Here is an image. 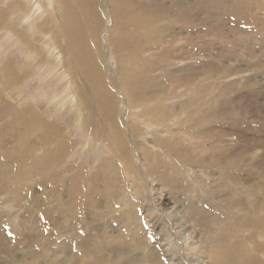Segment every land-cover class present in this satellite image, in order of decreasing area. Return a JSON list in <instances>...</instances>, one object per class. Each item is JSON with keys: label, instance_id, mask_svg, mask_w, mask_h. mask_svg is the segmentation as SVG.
Returning <instances> with one entry per match:
<instances>
[{"label": "rangeland", "instance_id": "1", "mask_svg": "<svg viewBox=\"0 0 264 264\" xmlns=\"http://www.w3.org/2000/svg\"><path fill=\"white\" fill-rule=\"evenodd\" d=\"M0 1V6L3 7L2 10L0 9V63L8 56L5 50L7 48L12 54L15 53L18 56L15 59H19L16 61H19L17 64L20 71L23 68L20 65L26 64L25 66L30 70L37 72L39 70L37 60L27 56L24 45H16L13 41L14 38L20 41L16 33L21 27L18 26L19 20L20 23L26 25L25 28L35 24L34 20L31 23L30 17L22 19L24 14L22 11H16L21 1H26L31 5L33 0ZM45 1L51 14L46 13V20L51 25L55 24V21L60 18L58 14H56L58 18L54 16L56 5L52 3V0ZM119 1L124 8L123 11L119 9L120 12L132 11L131 16L114 15L112 11V15H105V18L100 9L102 7L101 0L99 3L98 0H79L76 6L71 8L74 11L72 16L77 17L78 26L76 32L71 33L73 38L70 37V39L76 52V59L82 65H80L82 74L77 77L82 76L81 78L84 77L91 84H95L91 80L93 78L90 76V72H95L99 76L98 82L96 81L97 85H93L92 94L97 108L100 110V116L97 117L100 128L97 132L89 128V135L91 136L93 133L98 138L99 144L94 143L95 147L90 143H87L86 146L80 145L82 141L78 139L80 135H83L84 138L86 133V110L80 111L70 104H67L68 107L56 109V101L47 98V94L43 93L52 84L55 85L53 90L57 86V91H61L64 82L67 81L65 79L64 82H60L57 77L59 72L66 71L68 65L67 62L64 63L67 61V56L64 55L65 46L61 44L63 49L60 48L62 37L57 32L50 31L59 46L56 52L59 55L62 54V64L57 75L53 72L44 76V69L39 70L40 73L31 78L30 86L23 90H17V86L9 87L6 85V81L0 78L2 84L8 88L5 91L3 88L0 89V104L3 106L0 105V133L2 131L0 134V192H2L0 193V263L12 261V264H44V262L45 264L52 262V264H69L71 262L76 264V261L80 260V263L84 264L85 262L81 261L78 256L82 252V248L75 246V241L73 242L68 234L65 236L68 229H73L71 232H74V239L77 240L80 229L81 233H86L85 237L93 240L90 243L93 247L96 242L98 244L102 242L101 239L106 240V243L110 244L109 252L114 259L120 260L124 257L135 256L133 263L140 264L139 254L151 250V247L154 246L157 247L156 250L160 251V257L153 255L150 262L152 264H171L170 255L162 252L161 241L166 242L165 239L168 237L167 228H164L163 225L166 220L167 226L173 228L172 223L168 222L174 221L168 207L175 205L173 211H178L185 220L187 218L190 220V217L194 219L191 220V223L187 221V224L194 231L195 238L201 240L200 244L205 246L202 251H204L207 264H224L226 256L222 255L221 251H217L220 244L212 242V239L216 232L224 233V228L231 227L232 223L227 217V220H219L216 224L215 216L220 215L222 212L220 209L224 206H226L228 214L231 212L234 214L233 207L238 206L239 215H241L247 199L248 205L251 206L249 202L254 194H249L251 192L248 189L250 184H255L254 193L257 194L254 196H260L264 192V0H243L244 2L241 0ZM73 4L75 5V3ZM62 5L59 3L58 7L60 8ZM110 7L112 10V4ZM94 9L98 10L95 12L98 13V16L100 14V18L96 19L93 14L86 15L87 10L94 11ZM33 11L37 12L35 9ZM15 12L18 13V16ZM12 16H15V22H11ZM48 16L51 18L49 19ZM8 27L16 33L14 38L7 34ZM155 30L159 35L157 38L154 35ZM22 32L24 31H20L18 35ZM32 42L35 41L32 40ZM107 43L112 51V54H109V67L118 69L119 74L124 78L121 84L124 85L123 90L121 92L118 90L122 97L116 90V93L114 90H110V83L108 84L105 79L102 66L105 65L104 46ZM99 56H101L103 65L96 64L92 58L96 59ZM89 60H92L93 65L89 63ZM73 71L76 69L73 68ZM128 73H131V76ZM52 77L54 78L51 79ZM57 82L58 84H56ZM106 87L110 90L107 92L108 94L103 96L96 92L97 89ZM51 94H54V91L51 90ZM26 100L32 101V104H27ZM127 100L129 101L127 102ZM13 103L22 104L21 108L19 107L22 119L16 117L17 109H13ZM34 105L39 108L42 121L49 119L50 124L57 125L58 129H56L61 138L53 136V132L43 135L42 129L39 128L40 124L36 120L32 125H28V122L22 124L23 120L28 121L23 118L38 114L33 109ZM156 105L158 107L160 105V109H156ZM128 106H134L138 114L142 113L139 115L140 119L135 116L131 117L132 125L126 130L122 120L124 117L127 119L128 116L127 114L122 116V113L126 112ZM145 110L149 111L146 115L143 113ZM91 118V121L95 120L94 116ZM141 118L146 119L145 123L144 121L140 122ZM149 120L154 124H148ZM108 128L109 132L112 133L114 130L119 134H116V137L124 139L123 142L127 145L126 149L118 150L116 147V145L120 146L118 139L116 140L118 144L114 145L110 138L111 134L105 136ZM166 128L172 129L170 133L172 137H170L174 138L160 143L169 151L172 150L169 159L162 152L156 153L150 149L155 141H162ZM131 135L139 143L137 149L130 146ZM202 136L205 138L202 139ZM28 139H31L32 142H28ZM68 139L72 141V145ZM66 141L70 146L68 149L63 145V142ZM14 145L16 149H14ZM183 146L188 148V151L194 152L180 154L184 149ZM164 147H162L163 150H165ZM38 148H44L45 156H50L46 166L42 169H39L40 161H36L33 156L35 153L27 154ZM103 151L109 155H104ZM176 151L177 153H174ZM27 155L31 159L27 158ZM106 156L110 159V176L103 175L107 171L106 169H102L104 172L98 171L91 174L90 166L101 165L102 163L97 160L103 162ZM178 159L199 165L194 169L195 174L199 176L197 178L205 179V174L212 175L214 184H209L210 190L208 194L206 193L208 196L203 193V189L206 190L205 187L194 188L193 192H190L188 182L175 172L176 164L174 163ZM60 161L65 164L60 166L58 163ZM141 161L150 177L151 189H147L146 184H143L145 182L140 180L142 178L138 167L141 169L143 165ZM208 164L213 166L212 170L207 168ZM123 169L127 176L124 175ZM127 181H130L131 188L140 191L144 197L142 196L143 198L141 197L140 200L136 199V196L134 198L138 201L133 204V209H135L133 213L137 215L134 223L136 226L130 220L132 224L123 230L114 218L110 217L112 211L110 213L108 211L107 214L105 205L103 206L100 201L95 202L93 197L97 195L98 191L106 192L105 198L117 192L121 194L126 190L130 192V187L126 184ZM206 183L209 182L206 180ZM238 183H241V188ZM236 185L239 187L237 188ZM243 189H248V191H243ZM183 204L187 205L189 216L182 208ZM257 209L258 213L262 214L264 209L256 208L255 210L257 211ZM103 212L106 213L105 218L109 227L101 230L99 235L89 237L88 232H97L91 231L85 226L90 224L93 227L97 221H100ZM60 213H66L69 217H62L63 214L60 216ZM167 213H169L168 216ZM16 220H20V222L17 223ZM65 221L70 225V228L66 227ZM117 221L119 220L117 219ZM180 223L179 220L176 224ZM79 224L81 225L78 229ZM161 228H164L165 231L161 232ZM56 232L62 234H56ZM50 233L52 234L49 235ZM242 234L246 239V232V235L244 232H238V236L233 234L235 243L239 241L236 238ZM118 238L120 239L118 240ZM64 240H69L70 250L75 251L72 253L73 261L64 254L58 255L62 250L59 248ZM254 240L251 244L244 242V245L241 243L242 241H239L240 243L237 245H243L240 247L248 256L247 259L250 257L252 260L251 264H259L258 258L264 259L263 255L261 256V253L264 252V244L259 249L261 240L258 238ZM212 243L216 244L213 259L210 254ZM254 249L260 251L257 252ZM196 252L199 251L190 248L189 251L183 250L180 242L172 255L173 253H177L176 257L180 255L179 260L176 259L178 262L185 257L186 263L182 262V264H189L188 259L196 258V256L192 257V254ZM85 261H87L85 264L93 262L89 258H85Z\"/></svg>", "mask_w": 264, "mask_h": 264}, {"label": "bare ground", "instance_id": "2", "mask_svg": "<svg viewBox=\"0 0 264 264\" xmlns=\"http://www.w3.org/2000/svg\"><path fill=\"white\" fill-rule=\"evenodd\" d=\"M79 0H52V3H54L56 5V13H54V16L57 17L56 14H58V17H60L57 21H55V24H50L48 20H46V13L48 15H51L49 12V9L47 8V3L45 0H33V4L30 5V3L26 2V1H21V3L18 4V7L16 9L17 12L22 11L24 14L22 15V19L24 17H30L31 19V23H33V20L35 21V24H32L31 26H27L25 28V24H22L20 23V20H19V25L18 26H21L18 31H24L22 33L19 34L18 31H16L17 33V36L18 38L20 39L21 41V44H19L20 41L17 40V38H14L15 36V32L11 31L8 27V31H7V34L10 35L11 37H13V41L16 43V45H24L25 46V49H26V53H27V56L29 58H33L35 60H37V64L39 66V70L41 71L42 69H44V76H46L47 73H53L55 72V74L57 75V71L59 70L60 68V65L62 64V57L61 55L58 54V44L56 43L57 41L55 40V37L51 35V32L50 31H55L57 32L61 37H62V41L60 42V46L61 44L64 45V55L67 56V61H64L68 63L67 65V68H66V71H61L59 72V74L57 75V77H59L58 79H60V82H64L65 79H67V81L64 82L63 84V87H62V90H58L60 92L57 91V86L54 88V90L52 89L53 86L55 85H51L49 87V89L46 91H43V93H46L47 95V98H50L51 100L53 101H56L57 105L55 106L56 109H61L62 107H66L67 104H70L71 106H75L77 109H79L80 111H84L86 110V113H87V117H85V126H86V129H85V136L83 138V135H80L78 137V139H81V143L80 145H85L87 143H90L92 144L94 147H95V144H99L98 143V138L95 137V135L92 133L91 136L89 135V128H92L93 130H95L96 132L99 131V124L97 123V120L99 122V119H97L98 116H100V110H98L97 108V104H96V101L95 99L93 98V94H92V91H93V85H97L96 81L97 79H99V76L97 74H95V72H90V76L93 78L91 79L95 84H91L90 81L86 78H79L77 77V75H81L82 74V65L79 64V61L78 59H76V52L75 50L73 49V44H71V39L70 37L73 38L72 36V32H76V27L78 26V21H77V17H74L72 16L73 14V10L71 8L75 7L77 2ZM82 1V0H81ZM103 1H104V4H103ZM237 1V0H236ZM243 0H241L242 2ZM246 1V0H245ZM250 1H253V0H250ZM249 1V2H250ZM1 2V1H0ZM101 6L100 9H101V12L103 13V15L105 16H109L112 15V11L114 13V15H117V14H123V15H128V16H131L132 15V11H128L127 12H120L119 9H121L122 11L124 10V8H122L121 6V2L119 0H101ZM240 2V1H239ZM244 2V1H243ZM59 3H62L63 5L59 8L58 7V4ZM75 3V5L73 4ZM98 3H99V0H98ZM238 3V2H237ZM254 3V2H253ZM112 4V10H111V7L110 5ZM240 4V3H239ZM251 4V3H250ZM262 4V3H261ZM264 4V3H263ZM248 5V4H247ZM93 6V4H92ZM261 6V5H260ZM263 6V5H262ZM33 7V8H32ZM263 8V7H262ZM0 9L2 10L3 7L0 6ZM37 10L36 11H33V10ZM237 9V8H236ZM240 9H241V6H240ZM96 9H94V11H86V15H94V17L97 19L98 17L100 18V14L98 16V13L95 12ZM98 12V10H96ZM239 11V10H238ZM243 11V9H242ZM241 11V12H242ZM16 13V12H15ZM100 13V12H99ZM243 13V12H242ZM245 13V12H244ZM248 13V12H247ZM250 13V11H249ZM246 14V13H245ZM16 15L18 16V13H16ZM76 15V14H75ZM136 15V14H135ZM105 16V18H106ZM15 17V16H14ZM14 17L12 16L10 18L11 22H15L14 21ZM20 17V16H19ZM34 17V18H33ZM49 19L51 18L50 16H48ZM57 17V18H58ZM80 18V17H79ZM135 18V16H134ZM16 20V19H15ZM73 21V22H72ZM72 22V23H71ZM138 22V21H137ZM16 23H17V20H16ZM70 23V24H69ZM13 25V23H12ZM186 25V24H185ZM184 25V26H185ZM15 26V25H14ZM13 28V27H12ZM11 28V29H12ZM73 29V31H72ZM146 30V29H145ZM148 30V29H147ZM158 30V29H157ZM157 30H155L154 32V35H155V38H157V35H158V32ZM134 31V30H133ZM144 31V30H143ZM136 32V31H134ZM152 32V31H151ZM157 32V33H156ZM53 33V32H52ZM148 33V32H147ZM71 34V35H70ZM146 34V33H144ZM150 36V35H149ZM68 37V39H67ZM159 37V35H158ZM147 38V37H145ZM138 39V37H137ZM35 41V42H32ZM75 40V39H74ZM129 40V39H128ZM114 43V42H112ZM10 47V46H9ZM105 65L102 64V59H101V56H99L98 58L96 57H92L94 58L96 64L97 63H100L101 65H103L102 67H104L103 71H104V74H105V79H107L106 81L108 82V84L110 83L109 85V88L110 90H114V92L116 93L117 92H121L123 90V86L124 85H121L123 82H122V76L119 74V70L118 69H115V68H110L109 67V60H110V56L109 54L111 55L112 54V51H111V48H110V45L107 43L105 46ZM62 48V46L60 47ZM63 49V48H62ZM6 52L8 53V56L6 57L5 60H3L1 63H0V78L4 79V81H6V85H8L9 87L11 86H17L16 89L17 90H23V89H26L28 88V86H30V80L31 78L40 73V72H35V71H32L30 70V68L26 67L25 65L26 64H22L20 66H23V68H21L22 70L20 71L19 70V65L17 63H19V61H16V60H19V59H15L16 58V54L13 53L11 51H9L7 48L5 49ZM19 55V53H18ZM82 55V54H80ZM90 55V54H89ZM20 56V55H19ZM26 56V57H27ZM134 56V55H133ZM89 57V56H88ZM18 58V56H17ZM52 59V60H51ZM65 59V58H64ZM82 60V59H81ZM75 61V63H74ZM91 61V62H90ZM82 62V61H81ZM134 62V61H133ZM23 63V62H22ZM89 63L91 65H93L92 63V60H89ZM30 64V62H29ZM147 64V63H146ZM81 65V66H80ZM141 65V64H140ZM62 67V66H61ZM93 67V66H92ZM91 67V68H92ZM73 68L76 69V71H73ZM85 68V67H84ZM30 71V72H29ZM92 71V70H91ZM131 71V70H130ZM120 72H123V71H120ZM72 73H76L75 75H73ZM129 74V73H128ZM131 74V73H130ZM129 74V76H131ZM28 77V78H27ZM101 77V76H100ZM134 77V76H133ZM54 77H52L51 79H53ZM127 78V77H126ZM125 78V79H126ZM101 79V78H100ZM134 79V78H133ZM104 81V80H103ZM124 81V80H123ZM191 81V80H190ZM204 81V80H203ZM98 82V81H97ZM58 84V82L56 83ZM3 88V91L5 90H8V88H6L2 82H1V79H0V89ZM108 87H106L105 89L104 88H100V89H97L96 92L100 94H102L103 96L108 94L107 92H109ZM13 89V88H12ZM11 89V90H12ZM131 89V88H130ZM51 90L54 91V94H51ZM116 90V91H115ZM119 90V91H118ZM198 90V89H197ZM95 92V93H96ZM119 92V94H120ZM124 93H125V90H124ZM5 94V93H4ZM123 94V93H122ZM126 94V93H125ZM121 96V94H120ZM206 96V95H205ZM6 97V96H5ZM122 97V96H121ZM7 98V97H6ZM128 99V98H127ZM191 99V98H190ZM4 100V99H3ZM25 100V99H23ZM100 100V99H99ZM126 100V98H125ZM195 100V99H194ZM27 101V104L31 103L32 101ZM129 100H127L128 102ZM184 101V100H183ZM198 101V100H197ZM11 102V101H10ZM126 102V103H127ZM8 103V102H7ZM12 103V102H11ZM54 103V104H56ZM122 103V101H121ZM32 104V103H31ZM53 104V103H52ZM1 105V104H0ZM4 105V104H3ZM21 105L22 104H17V103H13L12 106L13 109H17V113H16V117H20L21 118V112L19 111V107L21 108ZM103 105V104H102ZM121 105V104H119ZM212 105V104H211ZM2 106V105H1ZM0 106V107H1ZM5 106V105H4ZM53 106V105H52ZM123 106V105H122ZM197 106V105H196ZM199 106V105H198ZM3 107V106H2ZM6 107V106H5ZM68 107V106H67ZM155 107V106H154ZM156 109H158L159 107L156 105ZM72 108V107H71ZM140 108V107H138ZM147 108V107H146ZM145 108V109H146ZM9 109V108H7ZM34 110L37 111L38 114L35 113V115L33 114L32 116L29 115V118H23V119H28V121H25L23 120L22 121V124H26L28 122V125H32L34 123V121L36 120L40 126L39 128L42 129V132H43V135H49V133L53 132V136H56V137H60V134H59V131L57 130L58 127L57 125H53V124H50L48 122V120L44 119L45 121H42L41 120V112H39V108L36 107L34 105ZM126 109V108H125ZM136 108L133 106H128L127 107V110L126 112L124 111L122 113V116H125L127 114L128 118L126 119L125 117L123 118L122 120V124H124L123 126L126 128H129L131 125H132V119L131 117L133 118L134 116L138 119L139 118V115H141V113L138 114L137 110H135ZM160 109V108H159ZM203 109V108H202ZM214 109V108H213ZM6 110V109H5ZM13 110V111H14ZM22 110V109H21ZM109 110V108L107 109V111ZM124 110V108H123ZM149 110V109H148ZM152 110V109H151ZM150 110V111H151ZM201 110V109H200ZM11 111V110H9ZM35 111V112H36ZM102 111V109H101ZM158 111V110H157ZM110 112V111H109ZM149 111L145 110L143 111V113L146 115ZM11 113V112H10ZM163 113V112H162ZM9 114V112H8ZM164 114V113H163ZM3 115V114H2ZM5 115V114H4ZM150 115V114H149ZM162 115V114H161ZM14 116V114H13ZM95 118L94 121H91V117ZM103 116H104V113H103ZM102 116V118H103ZM121 116V117H122ZM158 116V115H157ZM111 117V116H110ZM146 117V116H144ZM147 118V117H146ZM15 119V118H14ZM13 119V120H14ZM22 119V118H21ZM19 120V119H17ZM101 120V119H100ZM203 120V119H202ZM138 121V120H137ZM142 121H146L143 120L141 118L140 122L142 123ZM16 122V121H15ZM102 122H103V119H102ZM110 122V121H109ZM88 123H89V126H88ZM112 123V122H110ZM115 123V122H114ZM118 123V121H117ZM137 123V122H136ZM135 123V124H136ZM157 123V122H156ZM9 124V123H8ZM113 124V123H112ZM148 124H154V122L152 123L150 120L148 122ZM17 125V124H16ZM118 125V124H117ZM9 126V125H8ZM11 126V124H10ZM104 126V125H103ZM107 126V125H106ZM105 126V127H106ZM134 126V125H133ZM155 126V125H154ZM17 127V126H16ZM114 127V125H113ZM120 127V126H119ZM10 128V127H9ZM13 128V127H12ZM15 128V127H14ZM57 128V129H56ZM69 128V127H67ZM111 128H112V125H111ZM104 129V128H103ZM102 129V130H103ZM124 129V128H123ZM13 130V129H12ZM63 130V128H62ZM127 130V129H126ZM68 131V130H67ZM104 131V130H103ZM102 131V132H103ZM107 131V130H106ZM172 129L171 128H166L165 129V134L164 137H162L163 139H161L162 141H158L154 143L153 146H151L152 148H150L151 150H154L156 153L157 152H162V154L166 157V158H171V151H169L168 148L164 147L160 142H163L165 140H172L171 139V133ZM2 133V131H1ZM0 133V134H1ZM100 133V132H99ZM121 133V132H120ZM184 133V132H182ZM103 134V133H102ZM111 134V135H110ZM116 131L113 130V132H109V128H108V132H106V135L105 136H109L110 135V138L111 140L114 142V145L118 144L116 142V140L118 139V142L120 144L119 145H116V147H118V150L120 149L122 151V149H126V146L123 142V140H121L120 138L122 137H116ZM119 135V134H117ZM129 135V134H128ZM4 136V135H3ZM122 136V135H121ZM171 136V137H170ZM17 138V136H15ZM19 137V136H18ZM70 137V136H69ZM170 137V138H169ZM21 138V137H19ZM18 138V139H19ZM165 138V139H164ZM192 138V137H191ZM195 138V137H194ZM205 136H202V139H204ZM77 139V140H78ZM193 139V138H192ZM16 140V139H15ZM14 140V141H15ZM21 140V139H20ZM20 140H18L19 142H21ZM17 141V140H16ZM68 141H70L68 139ZM74 141V140H73ZM28 142H32L31 139H28ZM120 142H123V143H120ZM173 142V141H172ZM175 142V141H174ZM16 143V142H15ZM64 144V148H69L70 146L68 145V142H63ZM71 145H72V141H70ZM79 143V142H78ZM77 143V144H78ZM95 143V144H94ZM129 143H130V146L132 147H138V142L136 141V138L131 135V137L129 138ZM18 144V143H17ZM21 145L22 142L20 143ZM4 145V144H3ZM19 145V144H18ZM63 145L61 144V146L63 147ZM169 145V144H168ZM6 146V145H5ZM28 146V144H27ZM78 146V145H76ZM171 146V145H170ZM182 146V145H181ZM8 147V146H7ZM11 147V146H10ZM16 146L14 145V149ZM83 147V146H82ZM99 147V146H97ZM102 147V146H101ZM111 147V146H110ZM165 150H163V148ZM179 147V146H178ZM203 147V146H202ZM34 148V147H33ZM134 148V149H135ZM170 148V147H169ZM184 148L181 153H191V152H194V151H188V148L186 147H182ZM208 149V147H206ZM4 149V148H3ZM11 149V148H10ZM14 149H12L14 151ZM19 149V147H18ZM24 149V148H23ZM137 149V148H136ZM140 149V148H139ZM179 149V148H178ZM181 149V148H180ZM7 150V149H6ZM40 150V151H39ZM163 150V151H162ZM24 151V150H23ZM26 151V150H25ZM24 151V152H25ZM29 151V150H28ZM135 151V150H134ZM133 151V152H134ZM200 151V150H199ZM208 151V150H207ZM99 152V151H98ZM109 152V151H108ZM139 152V151H138ZM7 153V152H6ZM6 153L5 156H6ZM9 153V152H8ZM21 153V152H20ZM32 153H35L33 154L34 158L36 159V161H40V168L39 169H42L46 166V163L48 162V160L50 159V156H45V150L44 148L40 149L38 148L37 150H35L34 152H31L29 151V153L27 154H32ZM105 154H108V153H105L104 151L102 152ZM101 153V154H102ZM112 153V152H111ZM155 153V154H156ZM169 153V154H168ZM174 153H177L174 152ZM3 154V155H4ZM12 154V153H11ZM16 154V153H14ZM25 154V153H24ZM180 154L178 156H180ZM8 155V154H7ZM20 155V154H18ZM17 155V156H18ZM109 155V154H108ZM15 156V155H13ZM21 156H23L21 154ZM100 156V155H99ZM183 156V155H182ZM11 157V155H10ZM24 157V156H23ZM173 157V156H172ZM18 158V157H17ZM27 158H30L28 157L27 155ZM104 158V157H103ZM15 159V157H14ZM13 159V160H14ZM26 159V158H25ZM31 159V158H30ZM30 159H27V160H30ZM33 159V158H32ZM98 159V158H97ZM143 159V158H142ZM174 159V158H173ZM172 159V160H173ZM20 160V159H19ZM71 160V159H69ZM109 157H105L103 159V162L101 160H97L99 161V163H102L101 165L99 166H95V165H92L90 166V169H89V172L92 174V173H97L98 171H103L104 169H106L103 173V175H107V176H110L111 174V166H110V161H109ZM18 161V160H17ZM35 161V160H34ZM33 161V162H34ZM35 161V163H36ZM95 161V162H97ZM205 161V159H204ZM23 162V161H22ZM28 162V161H27ZM31 162V161H30ZM91 162V161H90ZM142 162V161H141ZM60 164V166H63L65 164V162L63 161H60L58 162ZM143 163V162H142ZM194 163V162H193ZM2 164V163H1ZM25 164V163H24ZM176 164V173L182 178L184 179L186 182H188L189 184V190L190 192H193V189L194 188H198V189H202L203 187L206 188L203 189V193L205 195L208 194V191L210 190V186L209 184H214L213 183V179L211 178L212 175L209 174H205V179H202L201 178H197L199 176H197L195 173V167H199V165H194L192 164L190 161H183V159L181 160H176V162L174 163ZM12 165V164H11ZM37 165V163H36ZM4 166H5V163H4ZM24 166V165H23ZM26 166V165H25ZM29 166V165H27ZM39 166V165H38ZM83 166V165H82ZM22 167V166H21ZM37 167V166H36ZM126 167V166H125ZM16 168V167H15ZM175 168V167H174ZM207 168L208 169H211L213 168V166L211 164H208L207 165ZM232 168V167H231ZM103 169V170H102ZM139 169V174L141 176L143 182V184H146V187L147 189H151L150 187V177L147 175V170L145 168V165L143 163V165L141 166V169L138 167ZM7 170V169H6ZM36 170V169H35ZM59 170L61 171V169L59 168ZM71 170V168H70ZM96 170V172H95ZM199 170V169H198ZM204 170V169H203ZM21 171V169H20ZM28 171V170H27ZM50 171V170H49ZM78 172V171H77ZM123 172H124V175L127 176V173L126 171L123 169ZM137 172V171H136ZM15 173V172H14ZM31 173V172H30ZM82 173V172H81ZM79 173V174H81ZM131 173V172H130ZM216 173V172H215ZM214 173V174H215ZM11 174V173H10ZM13 174V173H12ZM77 174V175H79ZM1 175V174H0ZM4 175V173H3ZM21 175V174H20ZM10 176V175H9ZM56 176V175H55ZM223 176V175H222ZM20 177V176H19ZM124 177V176H123ZM73 178V177H72ZM138 178V177H137ZM5 179V178H4ZM2 179V180H4ZM14 179V178H13ZM128 179V178H127ZM202 179V180H200ZM215 179V178H214ZM219 179V178H218ZM231 179V177H230ZM1 180V179H0ZM190 180V182H189ZM206 180L209 182V183H206ZM12 181V180H11ZM179 181V180H178ZM184 181V182H185ZM227 182V181H226ZM234 182V181H233ZM57 183V182H56ZM247 183V182H246ZM245 183V184H246ZM105 184V183H104ZM126 184L130 187H128L130 189V192H128L127 190L124 191L123 194H121L120 192H117L115 194H111L109 197L105 198V195L106 192L103 193V191H98L97 192V195H95L93 197L94 201L95 202H102V205L104 206V208H107V214H108V211L109 213L112 211V216H110L112 219L114 218V220L118 223V225H120L123 230H125L130 224L135 223V216L137 217V215H134L133 213V210L135 212V209H133V204L137 203L138 201L135 200V196L137 197L136 199H139L143 196V194L140 192V191H137V189L135 190L134 188H131V183L130 181H127ZM232 184V183H231ZM234 184V183H233ZM239 186L241 183H238ZM244 184V183H243ZM242 184V185H243ZM184 185V183H183ZM249 185V184H247ZM20 186V185H19ZM18 186V187H19ZM53 186V185H52ZM64 186V185H63ZM139 186V185H138ZM176 186V185H175ZM182 186V185H181ZM233 186V185H232ZM237 188L239 187L238 185H236ZM6 187V186H5ZM4 187V188H5ZM106 187V186H105ZM213 187V185H212ZM244 187V186H242ZM58 188V187H57ZM108 188V187H107ZM241 188V186L239 187ZM255 184H250L249 185V190L251 191L249 194H254L256 195L257 193H254L255 191ZM85 189V188H84ZM140 189V188H139ZM138 189V190H139ZM248 189H243L248 191ZM20 190V189H18ZM56 191V189H54ZM87 190V188H86ZM90 190V189H89ZM159 190V189H158ZM14 191V190H13ZM107 191V190H105ZM258 191V190H257ZM4 192V191H3ZM61 192V191H60ZM87 192V191H86ZM260 192V191H259ZM2 193V192H0ZM5 193V192H4ZM75 193V192H74ZM109 193V192H107ZM111 193V192H110ZM129 193V194H128ZM207 193V194H206ZM242 193V192H241ZM8 194V193H7ZM69 194V193H67ZM16 195V194H15ZM58 195V194H57ZM80 195V194H78ZM85 195V194H84ZM104 195V196H103ZM107 195V194H106ZM251 196V200L249 202V204L251 206L248 205V199L246 201V206L243 205V211H242V214L239 215V210H238V206L233 207L235 209L234 211V214L233 212H231V214H228L227 213V210L225 209L226 206L222 207V209H220L222 212L220 213V217L219 216H215V222L217 224V222L219 220H227L228 218L230 219V223H232L231 227H225L224 228V233H221V232H216V234L213 236L214 239H212V242L214 241L215 242H218L220 244V247L218 246L217 247V251L222 253V255H225L226 256V262L224 264H251L252 260L250 259H247L248 256L246 254H244L243 252V248H241L240 246H243L244 245V242L248 243V244H251L252 241L256 238L260 239L261 242L259 243V249L261 247L262 244H264V210L261 214L258 213V209L257 211L255 210L256 208H262L264 209V192L260 195V196ZM10 196V195H9ZM55 196V195H54ZM60 196V195H59ZM91 196V195H90ZM193 196V195H192ZM191 196V197H192ZM208 196V195H207ZM245 196V195H244ZM81 197V196H80ZM144 197V196H143ZM142 197V198H143ZM148 197V196H147ZM11 198V196H10ZM62 198V197H60ZM79 198V197H78ZM82 198V197H81ZM86 198V197H85ZM248 198V197H246ZM100 199H103V200H100ZM238 200V199H237ZM83 202V201H82ZM191 202V201H190ZM97 204V203H95ZM142 204V203H141ZM204 204V203H203ZM245 204V203H244ZM7 205H11L9 203H7ZM12 206V205H11ZM62 206V205H61ZM101 206V205H100ZM136 206V205H135ZM184 208V210H186V215L188 214V210L186 208V204H183L182 205ZM233 206V205H232ZM168 207V206H167ZM247 207V208H246ZM175 208V205H169L168 209H170V214H171V217L174 218V221H168L169 223L171 222L172 223V226L173 228H170L169 226H167V220L165 221V223L163 224L164 225V228H167L166 232H168V237L166 240V242H162L161 241V247L163 248L162 252H164V254H167V255H170L171 257V264H182V262L186 263V260L185 257L182 259V261L180 260L179 262L176 260L180 257V255L178 257H176V254L177 253H173L172 255V252L175 251V248L177 246L178 243H182V246H183V250L185 251H189V248L192 249V250H196V251H199L198 253L196 252L195 254H192V257L196 256V258H191V259H188V263L189 264H207V262L205 261V254H204V251H202V249L205 247L204 245L200 244L201 243V240L199 239H196L195 236H194V231L191 229V227L187 224V221L188 222H192L191 220H194L192 217H190V220L189 218H187V220H185L183 218V216H181L178 211H173V209ZM72 209V208H71ZM190 209V208H188ZM242 209V208H241ZM252 209V210H251ZM105 211V210H104ZM214 211V210H213ZM70 212V211H69ZM138 213V211H136ZM136 213V214H137ZM218 213V212H216ZM63 213H60V216H62ZM65 214V215H64ZM62 217H65V218H68L69 216L64 213ZM210 214V213H209ZM105 215L106 213L103 212L102 214V217L100 218V221L98 222L97 219H95V221H97L96 224L93 225V227L90 226V224L88 226H85V227H88L87 229L91 230V231H96L97 233H93V232H88L89 233V237H95L97 235H99V232L101 230H105L109 227V223H107L106 221V218H105ZM169 215V213H167V216ZM216 215V214H215ZM189 216V214H188ZM170 217V218H171ZM228 217V218H227ZM119 221H117V219ZM109 219V218H108ZM177 219V221L179 222L180 220V224H176L177 221H175ZM130 220H132L130 223ZM212 220H213V217H212ZM17 223L20 222V220H16ZM102 224H101V223ZM107 223V224H105ZM139 223V222H137ZM229 223V224H230ZM16 224V222H15ZM73 224V223H72ZM105 224V225H104ZM65 225L66 227H69L70 225L67 223V221H65ZM81 224L78 225V229L80 227ZM136 226V225H134ZM138 226V225H137ZM176 226V227H175ZM216 227V226H215ZM70 228V227H69ZM104 228V229H103ZM136 228V227H135ZM164 228H161V232L165 231ZM110 229V228H109ZM220 229V228H219ZM49 230V229H48ZM73 230V229H71ZM70 229H68L66 232H65V236L66 234H68L73 242L75 241L74 245L75 246H78V247H81L82 248V252L78 254V256L80 257L81 261H84L85 263H87V261H85V258H89V260L93 261L92 263H88V264H135L133 263L135 261V256H130V257H124L123 259H114L112 254L109 252V248H110V244H108V242L106 243V240H103L101 239L100 237V242L99 244L96 242L95 244H93L95 247H93L92 245H90V243L93 241V240H89L88 237H85V234L86 233H81L80 232V229L78 231V235H77V240L74 239V235L73 233L71 232ZM210 230V229H209ZM0 232H1V229H0ZM107 232V231H106ZM110 232V231H109ZM238 232H246L247 234V240L244 238V235L242 234V236L240 237H237L236 240L238 239L239 241H242L241 243L243 245H240L238 246L237 244L240 243L239 241H236L237 243L234 242V233L236 234V236H238ZM248 232V233H247ZM61 233V232H60ZM58 232H56V234H60ZM123 233V232H122ZM139 232L137 231V234ZM52 233H50L49 235H51ZM62 234V233H61ZM245 234V235H246ZM67 235V236H68ZM106 235H110V234H106ZM113 235V234H112ZM213 235V234H212ZM60 236V235H59ZM111 236V235H110ZM109 236V237H110ZM1 237V235H0ZM115 237V236H114ZM166 237V236H165ZM122 238V237H121ZM164 238V237H163ZM120 238H118L119 240ZM130 239V238H129ZM244 239V240H243ZM110 240H112L110 238ZM114 240V239H113ZM117 240V241H118ZM122 240V239H121ZM120 240V243H122ZM162 240V239H161ZM229 240H231L229 242ZM254 240V241H255ZM125 241V240H124ZM164 241V240H163ZM259 241V240H258ZM119 243V241H118ZM125 245V244H124ZM58 246V245H57ZM216 246V244H211V248H210V254H211V259H213V256L215 255V249L214 247ZM74 248V247H73ZM157 247H154L152 246L151 247V250L149 251H143V252H139V259H140V264H152L150 261L152 260V257L153 255H156L158 257H160V251L156 250ZM264 248V247H263ZM43 249V248H42ZM45 249V248H44ZM61 250V252H59L60 250H57L59 253L58 255H62L64 254L66 257H68L69 260H71L73 258V255L72 253H74L75 251L73 249L70 250V244H69V240L66 241L64 240L59 248ZM76 250V249H75ZM177 250V249H176ZM255 251L257 249H254ZM246 251V249H245ZM252 251V249H251ZM260 251V250H257V252ZM108 252V253H106ZM253 252V251H252ZM262 252V251H261ZM30 253V252H29ZM47 253V252H46ZM251 253V252H250ZM134 254V253H133ZM260 254V253H259ZM55 255V254H54ZM187 255V254H186ZM185 255V256H186ZM221 255V254H219ZM263 255V258H264V252L261 253V256ZM33 256V255H32ZM46 256V255H45ZM56 256V255H55ZM258 256V255H256ZM260 256V257H261ZM66 257H63L64 259H66ZM77 257V256H76ZM255 257V256H254ZM54 259V258H52ZM51 259V260H52ZM255 259V258H254ZM259 259V264H264V259L262 260V258H258ZM32 260V259H31ZM47 260V259H46ZM51 260L49 261V263L51 262ZM55 260H56V257H55ZM58 260V259H57ZM74 259H72L71 261H73ZM88 260V259H87ZM179 260V259H178ZM256 260V259H255ZM54 261V260H52ZM60 261V260H59ZM58 261V262H59ZM63 261V260H62ZM61 261V262H62ZM258 261V260H257ZM12 261L8 262V263H0V264H12L11 263ZM35 262V261H34ZM58 262H55V263H58ZM67 262V261H66ZM53 263V262H52ZM51 263V264H52ZM73 262L69 263V264H72ZM84 263V264H85ZM45 264V262H44ZM60 264V263H59ZM68 264V263H67ZM76 264H81L80 263V260L79 261H76Z\"/></svg>", "mask_w": 264, "mask_h": 264}]
</instances>
